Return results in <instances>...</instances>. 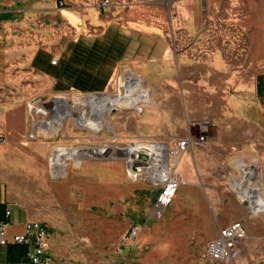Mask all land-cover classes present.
Here are the masks:
<instances>
[{
	"label": "rangeland",
	"instance_id": "obj_1",
	"mask_svg": "<svg viewBox=\"0 0 264 264\" xmlns=\"http://www.w3.org/2000/svg\"><path fill=\"white\" fill-rule=\"evenodd\" d=\"M199 1L201 12L211 15L207 24L211 40L205 52L199 50L200 58L208 57L213 61L212 94H206V116L202 112L195 117L180 116L169 122L159 120L153 115L156 111L147 110L156 96L154 86L137 68L121 65L115 80L102 95L112 98L122 93H138L140 112L134 108H113L104 121V124L111 123L112 129L103 124L95 132L77 124L82 111L89 114V107L83 105L73 109L75 114L63 121L55 135L51 126V122L57 120L54 100L63 97L65 103L71 104L76 99L96 94L72 91L39 96L35 91L45 82L22 65L18 68L14 63L15 55V60L5 55L4 48L9 42L0 34V136L4 140L0 143V161L5 158L14 170H25L22 176L27 179L15 181L17 186L23 183L32 184L34 188L43 187V183L50 185V208L42 212L50 217L47 223L50 239L53 235L68 239L75 255L78 254L75 261L70 260L76 264H224L205 258L206 245L222 228L238 221L245 225L247 237L240 243L241 257L227 264H264V212L252 213L250 201L239 197L232 183L243 178L237 167V163L243 162L250 172L257 170L260 174V178L251 183L255 182L264 196V148L258 143L259 140L264 142V134L259 139L253 133L255 126L251 124V117L236 121L235 111L227 107L223 67L215 68L218 60L230 68L239 67L240 62L248 68L252 61L259 60L260 71H264V0H211V4L209 0ZM164 7L168 6L148 8L146 13L142 11L143 22L163 29L169 16ZM169 13L172 15L170 10ZM251 15L257 26L256 35L253 36L247 27L232 26V20L238 21L241 17L245 25L251 24ZM55 23L41 18L14 31L18 37L13 47L21 52L20 62L24 61L22 55L28 48L54 43L57 36L47 30L58 29L61 22ZM130 72L140 79V91L135 90L138 84L130 78ZM227 73L230 74L229 70ZM173 88L178 89V86L164 85L159 89L171 92ZM32 105L34 109L30 108ZM37 107L44 113L37 112ZM260 118L263 124L262 107ZM33 128L39 130V134L34 135ZM6 129L13 133L12 138L7 136ZM152 133L168 139L146 136ZM202 136L207 138L206 144L194 145L183 155L180 159L185 161L183 167L178 163L180 187L173 203L161 219L151 218L156 192L148 184L131 182L125 159L117 154L111 158L109 154L115 152L116 146L136 140L155 139L153 141L173 144L180 139ZM17 140L47 142L48 171L38 175L41 183L29 173L31 164L38 163L31 150L17 153L3 149L10 146V141ZM221 145L226 148L222 149ZM104 147L109 149L106 155H81L82 150ZM58 148L76 150L80 154L67 161L65 176L59 173L54 176L50 167L51 157ZM132 226L140 229V235L134 244H123L122 238Z\"/></svg>",
	"mask_w": 264,
	"mask_h": 264
},
{
	"label": "crops",
	"instance_id": "obj_2",
	"mask_svg": "<svg viewBox=\"0 0 264 264\" xmlns=\"http://www.w3.org/2000/svg\"><path fill=\"white\" fill-rule=\"evenodd\" d=\"M105 1L107 0H0V30L3 31L0 34L2 39L9 42V46L4 48L5 55L11 59L15 55L17 60L14 63L18 68L22 65L45 82L35 91L41 97L72 91L105 93L115 80L120 66L126 65L137 68L156 89V96L152 98L153 103L147 110L156 111L153 115L158 116L159 120L169 122L180 116L195 117L202 112L206 116V94H212L213 61L208 57L200 58L199 50L205 52L211 40L207 25L211 15L201 12L200 1L108 0L109 5L104 6ZM162 6L169 7H164L169 16L164 21L163 29L143 22L145 16L142 11L146 13L148 8L158 9ZM41 18L53 24H57L55 21L61 22L58 29L47 30L49 34L57 36V39L51 46L28 48L26 54L22 55L24 61L20 62L18 58L21 52L13 47L17 36L14 31ZM237 20H232V26L241 29L247 27L246 29H251L253 36L256 35L257 26L252 15L251 24L245 25L242 17ZM53 60H58L57 65H52ZM249 65L244 68L240 62L239 67L230 68L218 60L215 68L222 66L226 75L223 84L228 91V110L235 111L237 122L251 117V124L255 126V131H252L261 139L260 136L264 134V122L262 124L260 118L261 107L264 108V71H260L259 60H254ZM164 85L178 86V89L164 92L159 89ZM33 107L35 106H30ZM37 112L44 110L37 107ZM55 121L52 122L53 125ZM33 131L35 135L40 132L34 128ZM6 133L9 138L13 137L9 129H6ZM146 136L167 138L157 133ZM149 140L155 139L142 141ZM258 143L264 148L263 141L259 140ZM47 146L44 141L17 140L10 141V146L3 149L16 150L17 153L25 149L31 150L38 163L31 164L29 173L32 179L36 177L41 183L42 178L39 179L38 175L48 171ZM220 147L226 148L223 145ZM179 163L180 167L185 165L184 160ZM24 172L21 168L14 170L11 162L5 158L0 161V221L6 223L8 239L24 234L28 222L50 221V217L42 213L50 208V185L43 183V187L37 185L34 188L32 184L23 183L17 186L15 181L23 182L27 179L22 176ZM69 243L66 238L61 239L55 235L51 237V264H76L70 260L75 261L78 254L75 255V250ZM30 251L31 248L24 245L0 246V264H31L28 256Z\"/></svg>",
	"mask_w": 264,
	"mask_h": 264
},
{
	"label": "built area",
	"instance_id": "obj_3",
	"mask_svg": "<svg viewBox=\"0 0 264 264\" xmlns=\"http://www.w3.org/2000/svg\"><path fill=\"white\" fill-rule=\"evenodd\" d=\"M104 2V6L109 5ZM53 60L52 65H57ZM31 109H34L31 108ZM44 113V112H43ZM35 135V134H34ZM4 142L0 136V143ZM205 136L199 139L186 138L170 144L162 141H133L123 146H116L115 152L109 155L122 156L126 162L128 179L134 183L148 184L156 192L157 197L151 211V218L161 219L167 208L173 203L180 187L177 171L180 159L194 145H205ZM111 156V158H112ZM10 211L7 212V216ZM140 229L132 226L122 238V243L132 245L138 239ZM247 229L243 222H234L222 228L219 235L208 242L205 258L212 262L233 263L241 257L240 243L246 239ZM9 244L24 245L31 248L29 259L31 264H51L50 259V227L41 221H31L25 226V233L8 239L6 223L0 221V246Z\"/></svg>",
	"mask_w": 264,
	"mask_h": 264
},
{
	"label": "bare ground",
	"instance_id": "obj_4",
	"mask_svg": "<svg viewBox=\"0 0 264 264\" xmlns=\"http://www.w3.org/2000/svg\"><path fill=\"white\" fill-rule=\"evenodd\" d=\"M130 78L135 80L138 84L136 87V91H140L141 87L140 79H138L134 74L129 73ZM124 86V83H123ZM140 99L137 94H120L117 97H105L103 95H91L87 97H82L80 99L74 100L71 104L65 103L62 98H56L54 100V110L59 113L57 115V120L54 122V125L51 122V126L53 128V134H57L59 132V128L62 125V122L67 119L68 116L74 115L75 111L73 109H78L80 106H88L89 114L84 111L79 115L78 125L82 128H87L89 130L97 132L104 124L106 120L105 115L107 112L113 108H122V109H137L141 110ZM65 111V112H64ZM143 111V110H142ZM140 112V111H139ZM87 115L90 118H87ZM61 125H60V122ZM108 121V120H107ZM43 125V123H41ZM108 129H112V124H104ZM108 148L104 147L102 149L97 150H82L81 155L83 156H92V155H106L108 153ZM80 157V154L77 153L76 150L69 149H56L54 156L51 157V168L52 173L55 176L56 174L66 175L67 173V161L72 158ZM257 161V162H256ZM255 162L259 164V160L257 159ZM257 164V165H258ZM250 166V165H249ZM261 166V165H260ZM237 167L242 171L243 178L240 181L234 180L233 189L242 199H247L251 204V212L254 214L263 213L264 212V196L260 187L255 183H251V180L260 178V174L254 171H249L247 165L243 162L237 163ZM246 177V181H245ZM245 181V182H244ZM249 183L248 186L245 184Z\"/></svg>",
	"mask_w": 264,
	"mask_h": 264
},
{
	"label": "water",
	"instance_id": "obj_5",
	"mask_svg": "<svg viewBox=\"0 0 264 264\" xmlns=\"http://www.w3.org/2000/svg\"><path fill=\"white\" fill-rule=\"evenodd\" d=\"M131 74H134V73H132V72H130ZM135 75V74H134ZM96 95H102V94H96ZM88 96H91V95H88ZM90 150V149H89Z\"/></svg>",
	"mask_w": 264,
	"mask_h": 264
}]
</instances>
